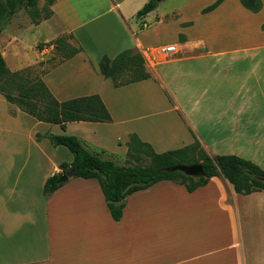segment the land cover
I'll return each instance as SVG.
<instances>
[{
	"label": "crops",
	"instance_id": "obj_1",
	"mask_svg": "<svg viewBox=\"0 0 264 264\" xmlns=\"http://www.w3.org/2000/svg\"><path fill=\"white\" fill-rule=\"evenodd\" d=\"M147 1L56 0L51 18L38 25L24 12L25 26L42 31L33 47L50 44L36 52L37 62L61 36L81 49L42 75L53 96L98 95L112 121L71 122L62 130L0 95L6 106L0 144L11 142L18 153L0 147V264H264V190L242 195L223 177L193 192L160 181L129 195L119 221L95 179L73 177L50 196L42 194L45 180L73 158L45 134L76 136L106 158L121 157L117 164L124 163L130 133L156 153L196 138L210 156L236 155L264 170L257 156L264 147V102L257 104V83L240 80V65L255 63L264 49V0L258 13L239 0H222L207 13L201 11L217 0H164L137 18ZM18 12L0 25V52L13 72L22 68L11 70L6 57L14 62L18 33L27 29L10 28ZM163 45L179 47L181 55L154 53ZM126 49L142 53L151 77L115 88L99 73V61Z\"/></svg>",
	"mask_w": 264,
	"mask_h": 264
},
{
	"label": "trees",
	"instance_id": "obj_2",
	"mask_svg": "<svg viewBox=\"0 0 264 264\" xmlns=\"http://www.w3.org/2000/svg\"><path fill=\"white\" fill-rule=\"evenodd\" d=\"M0 0V25L4 24L16 11L23 8L33 25L53 15L50 9L56 0ZM164 0H148L136 13L137 18L145 17L154 11ZM222 0L204 8L201 12L214 10ZM243 8L252 13L262 9L261 0H239ZM264 30V23L261 25ZM143 29V27H141ZM184 36L179 34V41ZM62 57L50 68H53L74 57L81 49L69 42V36H61L51 43ZM42 49V44L37 45ZM41 64V63H40ZM39 64V65H40ZM99 73L109 79L115 88L150 79L151 75L145 67V59L141 52L126 49L113 59L103 55L99 61ZM48 68V69H50ZM34 67L19 71H10L0 52V95L5 101L17 107L23 113L37 121L55 124L65 130L71 122L109 123L112 118L98 95L76 97L58 101L42 80L44 69L36 74ZM13 115V112H11ZM53 147L64 146L72 154L70 163L60 165V172L48 177L43 185L42 194L50 196L64 185L59 177L70 167L74 178L97 180L106 206L114 221H119L123 214L126 199L129 195L145 190L160 181H170L183 186L187 192L205 186L212 177H223L229 181L236 193L247 195L264 190V182L254 177L264 176V170L250 160L236 155H208L195 138L191 145L156 153L149 143L143 142L135 133H130L125 142L127 148L123 164H117L100 153L89 151L76 136L61 134H45ZM40 139L41 135L36 134ZM201 163L204 176L193 178L179 172H168L166 169L175 165Z\"/></svg>",
	"mask_w": 264,
	"mask_h": 264
},
{
	"label": "rangeland",
	"instance_id": "obj_3",
	"mask_svg": "<svg viewBox=\"0 0 264 264\" xmlns=\"http://www.w3.org/2000/svg\"><path fill=\"white\" fill-rule=\"evenodd\" d=\"M2 2H5V1L2 0ZM178 5H181V4L178 3ZM19 11L20 12H18L16 15V19H14V21H12V24L10 27L11 29L15 28L14 26H16V25L22 26L23 29L28 27V26H25L27 23H26L25 17H24V12H25L24 9L21 8ZM10 18L6 22H9ZM18 34L20 37L19 42L14 45L15 49H13V52H16L17 57L15 58L14 62H13V58H10L9 55L6 57L7 64L11 70H15V69H19V68L24 69L27 67H34L33 72L38 74V73L42 72L44 69L50 68L53 64H55L58 60L61 59L62 54L57 53L55 51V49H53V47H52L51 53L50 52L46 53L48 55L47 58L45 57V59L43 58V60H40L37 62L36 52L41 51L42 49H44V47L48 48L50 46L49 43H46V44L39 43V44H42V49H37L38 44L35 47H33L35 42L40 41V39H41L40 37H42V31L36 30V31L32 32L29 28H27ZM44 38L45 37H43L42 39H44ZM176 49H177L176 53L170 54L169 56H167L165 58L168 59V58H171L173 56H180L181 55L179 52L180 48L176 47ZM254 53L253 54L249 53L248 55L243 53L241 56L247 55V56L251 57V56H254ZM256 58L258 60L256 59L255 63L251 64V63H249V61H250L249 60L248 62H246V63L244 62L243 64L240 65L241 70L244 73L241 76L240 80L242 83L244 82V80H247L249 87H251V85H252V87H254L257 83V89H258L257 104H258V106H263V102H264V97H263V94H264V49L257 53ZM34 60H36V61L33 62ZM255 68L257 69V71ZM253 100L255 101V98H253ZM5 109H6V106L1 103L0 104V122L4 121L2 118V115L5 112ZM19 129H21V128H19ZM0 147L3 148V152H5L6 154H12V155L16 154L15 156L18 155V153L16 152L17 147L15 146V144H12L11 142L10 143L9 142L2 143V144H0ZM88 149L92 152L101 154L100 151H96L95 148H93L92 146H88ZM67 152H68V154H70L69 151H67ZM257 153H260L259 155H257L258 158L260 159V161L261 160L264 161V147L260 146V148L257 150ZM103 157H105V156H103ZM16 160L17 159L15 157V162H16ZM114 160L117 163H121V161H122L121 157H118V156H115Z\"/></svg>",
	"mask_w": 264,
	"mask_h": 264
},
{
	"label": "water",
	"instance_id": "obj_4",
	"mask_svg": "<svg viewBox=\"0 0 264 264\" xmlns=\"http://www.w3.org/2000/svg\"><path fill=\"white\" fill-rule=\"evenodd\" d=\"M168 172H179L185 176L199 178L204 176V170L201 163L189 164V165H175L171 168L166 169ZM74 177L73 170L68 167L66 172L59 177V182H66L68 179ZM256 180L264 182V176L254 177Z\"/></svg>",
	"mask_w": 264,
	"mask_h": 264
},
{
	"label": "built area",
	"instance_id": "obj_5",
	"mask_svg": "<svg viewBox=\"0 0 264 264\" xmlns=\"http://www.w3.org/2000/svg\"><path fill=\"white\" fill-rule=\"evenodd\" d=\"M154 53L163 55L164 57L169 56L170 54H174L177 52V49L174 45H163V46H158L153 49Z\"/></svg>",
	"mask_w": 264,
	"mask_h": 264
},
{
	"label": "bare ground",
	"instance_id": "obj_6",
	"mask_svg": "<svg viewBox=\"0 0 264 264\" xmlns=\"http://www.w3.org/2000/svg\"><path fill=\"white\" fill-rule=\"evenodd\" d=\"M166 131V130H165ZM169 131V130H168ZM166 133V132H165ZM164 134V133H163ZM166 137V136H165Z\"/></svg>",
	"mask_w": 264,
	"mask_h": 264
}]
</instances>
